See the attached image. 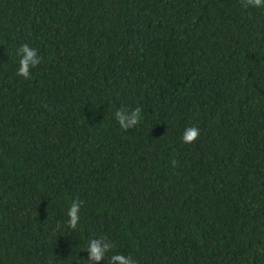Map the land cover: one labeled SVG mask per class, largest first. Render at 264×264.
Segmentation results:
<instances>
[{
  "label": "trees",
  "instance_id": "1",
  "mask_svg": "<svg viewBox=\"0 0 264 264\" xmlns=\"http://www.w3.org/2000/svg\"><path fill=\"white\" fill-rule=\"evenodd\" d=\"M100 237L137 264H264V7L0 0V264H86Z\"/></svg>",
  "mask_w": 264,
  "mask_h": 264
},
{
  "label": "clouds",
  "instance_id": "2",
  "mask_svg": "<svg viewBox=\"0 0 264 264\" xmlns=\"http://www.w3.org/2000/svg\"><path fill=\"white\" fill-rule=\"evenodd\" d=\"M241 7L247 9L249 7L262 8L264 0H240ZM20 59L17 75L25 79L30 78L31 70L36 68L41 63V58L36 49H33L28 44L21 45L16 53ZM115 118L118 121L120 128L128 131L141 123L142 109L137 106L131 110L120 109L115 112ZM200 136V129L195 125L186 127L182 136V141L186 144H193ZM175 163V162H174ZM82 201L75 200L71 203L67 212L69 217L67 226L71 230H76L79 224V213L81 210ZM115 245L107 238L100 237L91 239L84 251L88 252L86 264H100L101 261L107 258L108 264H137V261L130 256L115 253L110 257L107 255Z\"/></svg>",
  "mask_w": 264,
  "mask_h": 264
}]
</instances>
